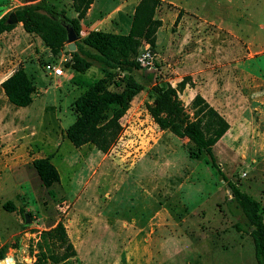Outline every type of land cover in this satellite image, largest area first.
Instances as JSON below:
<instances>
[{
	"label": "rangeland",
	"instance_id": "1",
	"mask_svg": "<svg viewBox=\"0 0 264 264\" xmlns=\"http://www.w3.org/2000/svg\"><path fill=\"white\" fill-rule=\"evenodd\" d=\"M24 1L0 0V17L6 15L9 21ZM48 1L67 17L75 15L70 0ZM117 1L98 0L92 19ZM129 6L111 18L120 19L122 26ZM155 16L164 20L156 33L161 48L156 45L152 53L144 44L139 56L153 55L159 63L158 80L172 86L190 76L187 69L210 72V82H204L207 94L217 99L216 109L229 123L213 152L225 175L260 202L264 219V0H161ZM13 23L12 30L0 34V83L40 53L32 73L37 88L47 91L34 95L33 107L24 109L9 103L0 85V252L6 259L1 264H32L30 249L35 252L40 232L59 220L77 251L66 264H159L154 244L161 237L169 239L170 246H180L165 252L170 256L162 264H257L251 235L245 226L236 227L244 224V216L230 202L227 181L204 152L160 129L148 114L150 83L143 69L135 77L145 88L121 118L122 131L112 147L105 153L90 143L75 147L64 133L75 119L70 103L100 74L92 78L91 73L78 72L77 79H84L80 87L69 82L56 87V77L42 68L43 51L34 34ZM173 34L180 43L165 55L167 36ZM96 66L89 72L99 73ZM238 70L242 77L232 74ZM247 75L254 78L252 84ZM197 83L191 78V85L189 81L179 92L190 115L191 101L199 94ZM110 88L118 89L113 83ZM236 93L239 98L231 100ZM24 111L32 114L26 118ZM25 130L33 136L20 153L18 134ZM4 146L9 147L5 154ZM46 151H53L50 157L61 174L48 188L31 166V160ZM8 200L14 203L13 211L2 207ZM28 212L26 223L23 214Z\"/></svg>",
	"mask_w": 264,
	"mask_h": 264
},
{
	"label": "trees",
	"instance_id": "2",
	"mask_svg": "<svg viewBox=\"0 0 264 264\" xmlns=\"http://www.w3.org/2000/svg\"><path fill=\"white\" fill-rule=\"evenodd\" d=\"M70 1L76 13L72 18L67 17L63 11H57L48 0L34 3L26 0L14 10L16 22L22 24L26 33L38 36L55 57H58V52L67 43V31L60 21L65 19L73 26L79 38L76 40V50L66 52L71 58L64 65L76 72H85L89 67L97 65L102 71V77L73 101L71 109L75 119L65 129L67 139L75 147L90 143L101 152H107L122 131L120 120L130 108L132 99L145 88L135 77V72L143 69L150 83L147 89L148 101L145 102L148 114L160 129H168L175 136L188 139L198 151L208 156L211 166L227 181L232 194L230 202H235L244 216V224H237L236 227L243 230L245 226L252 237L256 263L264 264L262 206L225 175L213 152V146L229 128L228 121L200 94L192 99L193 113L188 114L179 98V92L189 81L191 85L190 76H184L172 86L167 81L158 80L157 61L154 60L152 68L146 69L138 59L144 44L148 45L150 52H155L156 33L162 25V20L155 14L161 0H139L127 33L83 27L80 20L85 17L94 0ZM15 25L9 23L6 15L1 16L0 34L12 30ZM83 33L85 36H81ZM112 83L118 89H111ZM0 85L9 103L16 107L28 106L33 100L35 85L22 66L16 68ZM31 165L42 186L48 188L60 181L58 169L49 156L34 158ZM2 207L7 211L15 209L10 200L4 202ZM28 215L31 214L28 212ZM35 247V252L30 249L31 255L35 257L32 264H66L77 254L60 220L40 232ZM4 257L5 254L0 252V260Z\"/></svg>",
	"mask_w": 264,
	"mask_h": 264
},
{
	"label": "crops",
	"instance_id": "3",
	"mask_svg": "<svg viewBox=\"0 0 264 264\" xmlns=\"http://www.w3.org/2000/svg\"><path fill=\"white\" fill-rule=\"evenodd\" d=\"M97 1L98 0H94L91 3L89 9L86 12L85 17L80 20L81 25L83 27L89 29V30L102 29V30H106V31H109L110 30V32L127 33L129 31V28H130L131 17H132L134 8H135V6H136V4H137V2L139 0H118L117 3L111 9L106 10L104 8L103 10L98 11L99 16L96 17V19H92L91 16L93 15V11L96 8ZM128 3H130V6H129L128 10H127V16H126V19L123 21V24L121 26V20L120 19H118V18H111V17L113 15L117 14V13H120L122 11L123 6L124 5H127ZM174 15L176 17V14H174ZM75 16H76V13H75V15L73 17H75ZM160 19H162V18H160ZM182 22H183V18L179 22V26L182 24ZM19 24L22 25L21 23H19ZM163 25H164V20L162 19V25L159 27L158 30H161V28H163ZM196 26H199V25H196ZM26 34L27 35H30L29 33H26ZM31 35H33V34H31ZM33 36L36 39L37 45L43 51V52H41V55L43 53V57L44 56L47 57L45 60L43 59V57L40 58V59H42L44 61V63L45 62H51L52 61L54 64H56L58 66L59 65L61 66V63L64 62V64H65V62H68L70 60V58H71L70 54H66V53L61 54L57 60H54V57H53L52 53L50 52V50L47 47H45L43 45L41 39L38 36H35V35H33ZM81 36H85V33H83ZM156 38H157V36H156ZM176 38L177 37L174 34L173 35H170L169 37L167 36V47H164V49L166 50L165 51V55H167L168 53H170L172 50L174 51L175 50L174 47H176L175 44H179L180 43V39L178 38L177 39L178 41H177ZM156 45L157 46L159 45V42H158L157 39H156ZM158 48H161V47L158 46ZM201 48L202 47L200 46V49ZM33 51H34V48H33ZM33 51L31 50V53ZM210 51H211V49H210ZM39 55H40V53L34 54L33 57L35 58V60L32 61V62H29V63H25L22 66L25 69V71L27 72V74L29 75V77L32 79V81H33V83L35 85V93H34L35 96L38 95L40 92L45 93L47 91V89L41 90V89H38L37 88V86H36V80H35L34 75L32 73L33 70H34L33 68H35V66L37 65V63L39 65V61L37 60V58L39 57ZM166 59H168V58H166ZM169 60H171V59H169ZM64 64H63L64 67L62 68L63 69V74L62 75H59V76L54 75L56 77V87H58V88L59 87H63V85H64L65 82H69L75 88L80 87L84 83V81H83L84 79H77L76 73H78V72L72 70L70 67H67ZM93 66H95V65H93ZM91 67H89V68H91ZM96 67H97L99 73H97V72H89V68L84 72V73H91V77L92 78L95 77L96 75L100 74L99 77L93 81V83L95 81H97L100 77H102V71L100 70V68L98 66H96ZM185 71H186L185 74L188 73V75L191 76L192 81L194 83L198 81L197 85H195V90H197L198 93L205 98V100H207L211 105H213L216 108L217 105H218L217 99H215L214 97H213V99H211L208 96V94H207L208 93V89H207L206 85L204 84V82H207V83H208V81L210 82V78H211V76H209L210 75V72L208 70H203V69H201V71H198L196 73H192V71L190 69L189 70L187 69ZM238 72H239V70L238 71H232V74L235 75V73H236L237 75H240L241 76L240 72L239 73ZM46 74L49 75V76L52 75V74H48L47 72H46ZM198 75H201L200 77H203V78H200V80H199V78L197 77ZM246 77H249V78H247V80L250 79V84H252L251 83L252 82L251 79H254L252 77V75H251V77H250V75H247ZM206 79H209V80H206ZM91 85H89V86H91ZM89 86H86L85 87V90ZM215 86L217 88V85H215ZM238 96L239 95L236 93V95H234V98H233V96H231L230 99L231 100H236V99L239 98ZM224 99L225 98H223V100ZM230 99L227 98L225 100H230ZM6 100H7V98H6ZM74 100H72V102L70 103V107H72V103H73ZM33 103H34V100H32V102L28 106H25L24 109H29V107L30 108L33 107V105H34ZM34 108H36V107H34ZM23 113L26 114L24 116H26V118H28V117H30V114H32V111H30V112L24 111ZM0 117H1V114H0ZM7 125H8L7 126L8 128L10 126H12L11 124H7ZM64 132H65V130H64ZM32 133L33 132L27 133L26 130H25V131L21 132V134H18V139H20L19 140L20 146L16 147V149H17L18 152L23 153L25 151V149L29 148L28 145L30 144V141L29 140H26V139H28L29 137L33 136ZM0 141H3V137L1 136V134H0ZM44 147L46 148V145H44ZM8 150H9V147H7V146L2 147V149H1V151H2L3 154H5ZM56 152H57V150H56ZM51 154H53V151H46L45 152V155L39 156V157H46V156H49L50 157ZM35 158H38V157H35ZM50 160L52 162V158L51 157H50ZM59 175H60V179H61L60 172H59ZM0 188L3 189V187L1 185H0ZM158 213L160 214V212H158ZM55 223H57V221ZM157 225L160 227V225H162V224L161 223H158ZM158 226H156V227L154 226L155 230H156V228ZM159 227L157 228V231L158 232H159ZM68 235L70 237V234H68ZM70 239H71V237H70ZM161 240L162 241L158 242L157 244H154V252L157 253V254L154 255V257L157 258L156 259V262L159 263V264L164 263L165 258L168 257V256H170L169 254H165V252H169V251L175 252L177 250H180V246H178V245L170 246L171 244L166 241V240H169V239H167V238L162 239V237H161ZM71 241H72V239H71ZM72 243H73V241H72ZM148 248H150V244L148 245ZM151 250H153L152 246H151Z\"/></svg>",
	"mask_w": 264,
	"mask_h": 264
},
{
	"label": "water",
	"instance_id": "4",
	"mask_svg": "<svg viewBox=\"0 0 264 264\" xmlns=\"http://www.w3.org/2000/svg\"><path fill=\"white\" fill-rule=\"evenodd\" d=\"M37 1H39V0H27L28 3H34ZM16 21H17L16 15L13 13L9 19V23H13ZM60 21L64 25V27L66 28V31H67V43L63 47V49L58 52L59 56L61 54L66 53V52H71V51L76 50V40L79 38V35L76 33V31L74 30V28L71 24L66 22L65 19H61ZM24 217H25V222L29 223L30 218H29L28 214H25ZM5 260L6 259L3 258L0 261H5ZM9 260H12V258H9ZM12 264H15L14 261L12 262Z\"/></svg>",
	"mask_w": 264,
	"mask_h": 264
},
{
	"label": "built area",
	"instance_id": "5",
	"mask_svg": "<svg viewBox=\"0 0 264 264\" xmlns=\"http://www.w3.org/2000/svg\"><path fill=\"white\" fill-rule=\"evenodd\" d=\"M138 59L140 61L141 66L146 68V69L152 68V66L154 64V61H153L154 57L149 52L139 56ZM43 68L48 74H52V75H56V76L63 74L62 66L56 65L52 61L51 62H45Z\"/></svg>",
	"mask_w": 264,
	"mask_h": 264
}]
</instances>
